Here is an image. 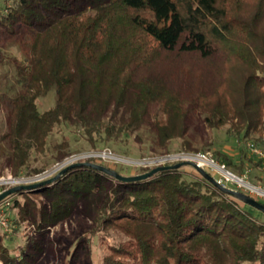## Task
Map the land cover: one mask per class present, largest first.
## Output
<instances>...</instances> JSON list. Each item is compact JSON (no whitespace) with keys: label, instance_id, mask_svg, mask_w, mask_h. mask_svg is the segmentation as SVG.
<instances>
[{"label":"trees","instance_id":"16d2710c","mask_svg":"<svg viewBox=\"0 0 264 264\" xmlns=\"http://www.w3.org/2000/svg\"><path fill=\"white\" fill-rule=\"evenodd\" d=\"M226 1L5 0L2 173L35 178L84 152L74 143L119 151L135 133L144 143L145 130L150 157L213 151L215 160L264 186V165L248 148L253 142L264 149V0L249 14L239 9L250 0L229 3L236 12ZM177 56L220 61L219 80L158 72ZM196 117L209 130H225L238 155L210 139L195 148L187 136ZM178 140L181 148H172ZM83 162L123 176L153 169ZM198 174L188 179L181 169L168 170L124 183L82 166L51 185L11 195L4 200L12 222L10 232H0V264H39L51 246L50 230L74 219L86 221L87 230L73 242L71 264L89 240L107 245L101 264H264V213ZM25 223L36 233L27 248L15 239Z\"/></svg>","mask_w":264,"mask_h":264},{"label":"rangeland","instance_id":"374dc122","mask_svg":"<svg viewBox=\"0 0 264 264\" xmlns=\"http://www.w3.org/2000/svg\"><path fill=\"white\" fill-rule=\"evenodd\" d=\"M228 2L227 4H233L235 5V1H226ZM234 2V3H233ZM259 1L258 0H250L247 2H243V7L241 9H239V11H243V14H249L252 12H259V6H258ZM233 5H229V8L232 9L233 12H236L231 6ZM5 7V0H0V10L3 9ZM264 12V11H263ZM254 13V14H255ZM245 14V15H246ZM253 14L248 15L250 17H252ZM6 44L5 42V38L2 35V30L0 28V61L2 56H5L7 53V51L5 50L4 45ZM216 62V64H215ZM215 62H209L208 65L204 62H202L200 59H198L197 57H192V56H182V57H172L169 58V61L167 63H164L161 68H158V72L160 74H162L163 76L167 77V78H177L183 76V73L185 71H187V73L189 74H197L200 73L203 76L201 78L203 79H207L209 77L213 78L214 76H216L215 79L219 80V76H221V72L219 70V68L221 67V62L220 61H215ZM217 65V66H215ZM1 67V66H0ZM197 73H195V72ZM1 72V70H0ZM199 75V74H198ZM200 76V75H199ZM46 106L47 107H51L53 106V98L52 99H48L46 101ZM40 108H44L42 107V105L40 106ZM6 114L3 111L0 115V131H5L6 129V125H5V118ZM193 126L191 127L189 133H188V140H190L193 143V146L195 148H199L201 149L203 146H205V143L207 141V139L209 140H215L217 142V146L221 149H224L223 152L226 153H231L232 156L236 157L239 153L238 148L236 146V144L234 143L233 140H229L228 138H226V132L224 131H212L209 130L208 128H206L205 126H203V124L201 122H199V119L196 117V121L192 124ZM140 135L143 136V138L145 137L146 140L144 143H140L139 141H136V137H137V133H135L132 137V140L129 141L128 145L126 144H122L120 147V150L117 151L119 149V147H112L109 146L112 150L116 151L117 153H114V151H112L116 156H118L117 158L121 159L125 158V161H130L131 163H141V162H146L145 164L140 165V167H144V168H148L146 166H149L150 168H155V167H159L157 166L155 163H153L156 160V157H150L148 154L151 153V149H150V142L148 141V134L145 130H142L140 132ZM182 141L178 140L175 141L172 144V148H176V149H180L182 146ZM74 146L77 147V149H81L82 153L80 154H76L74 156H80L82 154L85 153H96V152H100L99 151H88L89 150V146L87 143H85V141H80L78 143H74ZM109 149V148H106ZM110 149V150H111ZM105 150V149H103ZM125 150L127 151V154H125ZM179 151V150H178ZM156 152H162V150L156 149ZM212 152H208L210 155H212ZM178 153H183V152H178ZM201 153V152H200ZM141 155H147L149 157H142ZM164 156V155H162ZM101 159V158H99ZM155 159V160H154ZM82 161H84V159H80L78 161H73L70 162L69 165H74L77 163H81ZM105 162V161H104ZM180 162H174V163H170V165L173 164H177ZM129 166V165H128ZM133 167V166H132ZM137 169V168H135ZM204 170H206L208 173H210L213 177L215 176V173L208 167L205 168ZM231 170V169H230ZM181 171H183L186 174V178L188 179H192L193 176H199L198 172L191 166H183L181 168ZM233 171V170H231ZM61 172V171H59ZM58 172V173H59ZM130 172H135L134 170L130 169ZM234 172V171H233ZM11 173L10 171L6 170L5 172L2 173V171L0 170V176L1 175H7ZM58 173H54V172H50L48 175V177L45 180H48L50 178L55 177ZM190 173V174H189ZM235 173V172H234ZM241 176H246L247 180L252 184V185H258V186H262L261 184H256L254 182H252V180L249 178L248 172L241 175ZM16 178V177H15ZM21 179V178H20ZM31 178H23V182H26L25 184L22 185H29ZM43 180V181H45ZM41 182V181H39ZM38 182H33L31 184H35ZM30 184V185H31ZM20 186V185H19ZM228 188L234 189V190H242L232 184H227ZM246 195H251V197L255 198L256 200H260L257 197H254L253 193L250 192L249 190H242ZM264 201V200H262ZM21 229V234L22 235H16L15 239H16V246L22 245L25 248H27L26 246V239L31 238L33 239V237H36V233L34 230V227L31 226L28 223H25L24 225H22L21 227H18ZM87 222L83 221L81 219H74L68 223H64L62 225L56 226L55 228L50 230V234L48 236L47 241H49L51 243V246L49 248V250L45 251L43 254H41L40 258V262L39 264H71L72 262V257L71 255H73V252L75 251V247L78 245L74 244L73 242L75 241V239H78L82 237V235L85 233V231L87 230ZM0 232H3L0 229ZM114 238H117L118 240H121V236L117 235V234H113ZM106 248L107 245L101 243L99 240H97V242H94L93 244L90 242V240L88 241V243L83 244L80 247V251L79 254L80 258L79 260L76 262V264H101L102 258L105 255L106 252Z\"/></svg>","mask_w":264,"mask_h":264},{"label":"built area","instance_id":"2783aa9c","mask_svg":"<svg viewBox=\"0 0 264 264\" xmlns=\"http://www.w3.org/2000/svg\"><path fill=\"white\" fill-rule=\"evenodd\" d=\"M249 151L251 152V155L257 157L262 164L264 165V149L257 147L255 143L250 142L248 143ZM110 149L100 150V152H96L94 154L85 153L80 156H72L68 159H66L64 162L59 163L55 165L50 171H46V173L36 176L35 178H31L30 184L33 182H39L45 180L48 175H50V172L58 173L59 171H62L67 165H69L70 162L78 161L80 159H87V158H101V160L107 162V163H115V164H124L134 167H139L142 164H145L146 162L139 163H131L130 161H125V158L120 157V159L117 158ZM155 160V159H154ZM189 161L193 162L199 167L205 169L210 168L215 173V179L217 183L221 186L227 187V184H232L240 189L249 190L253 193L254 197L259 198L260 200H264V187L258 186V185H252L246 178V176H241L233 171H231L225 164H221V162L215 160L212 155L209 153H177V154H168L164 156L156 157V160L153 162L157 166H166L170 165V163L174 162H184ZM149 167V166H146ZM23 182V178H15L11 173L7 175H1L0 176V194L3 191H6L10 188L17 187L19 185L25 184L26 182ZM242 189V190H243ZM9 207L8 201H2L0 203V229L3 232H10V224H11V218L9 215H7Z\"/></svg>","mask_w":264,"mask_h":264},{"label":"water","instance_id":"95a60500","mask_svg":"<svg viewBox=\"0 0 264 264\" xmlns=\"http://www.w3.org/2000/svg\"><path fill=\"white\" fill-rule=\"evenodd\" d=\"M82 166H88L91 167L93 169H96L100 172H103L111 177H114L115 179L124 182V183H131V182H139V181H143L146 180L152 176H154L155 174H157L158 172H162V171H168V170H179L181 169L183 166H191L193 167L198 173H200L205 179H207L208 181H210L212 184H214L215 186H217L218 188H220L222 190V192L224 191V193H228L231 196L236 197L237 199L241 200L242 202H244L245 204L257 209L258 211L264 213V204L261 203L260 201L256 200L255 198L251 197V195H246L245 193L239 192L234 189L228 188V187H224L221 186L217 183L216 180H214L215 178L213 176H211L206 170H204L203 168L199 167L198 165H196L193 162H189V161H184L181 163H177L175 165H166V166H159V167H155L153 168L150 172L148 173H144L141 175H135V176H123L121 174H119L118 172L104 167L102 165H97V164H93V163H89V162H83V163H77L74 165H70L68 167H66L65 169H63L61 172H59L55 177L50 178L48 180L45 181H41L35 184H29V185H20L17 187H13L10 188L6 191H3L0 194V203L2 201H4L6 198H8L11 195L20 193V192H27V191H34V190H38L43 188L44 186H48L53 184L54 182H56L59 178H61L64 174H66L69 170L76 168V167H82Z\"/></svg>","mask_w":264,"mask_h":264}]
</instances>
